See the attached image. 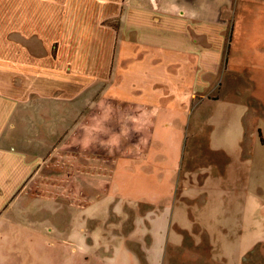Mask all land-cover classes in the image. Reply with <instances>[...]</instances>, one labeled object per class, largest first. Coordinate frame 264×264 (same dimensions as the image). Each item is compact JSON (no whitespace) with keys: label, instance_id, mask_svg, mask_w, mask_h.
Returning a JSON list of instances; mask_svg holds the SVG:
<instances>
[{"label":"crops","instance_id":"crops-1","mask_svg":"<svg viewBox=\"0 0 264 264\" xmlns=\"http://www.w3.org/2000/svg\"><path fill=\"white\" fill-rule=\"evenodd\" d=\"M223 62L237 63L242 89L264 86V0H0V264H23L14 248L24 237L10 226L18 230L24 219L12 203L70 139H88L91 150L72 158L73 180L87 181L82 204L74 202L75 227L92 225L104 237L122 226L143 184L150 185L143 211L151 213L172 182L166 155L176 145L180 154L168 131L174 108L194 103L183 93H195L197 80L213 79ZM134 105L151 107L136 114ZM114 135L150 136L152 145L112 146ZM153 233L149 255L134 251L146 264L160 259L164 234Z\"/></svg>","mask_w":264,"mask_h":264},{"label":"rangeland","instance_id":"rangeland-1","mask_svg":"<svg viewBox=\"0 0 264 264\" xmlns=\"http://www.w3.org/2000/svg\"><path fill=\"white\" fill-rule=\"evenodd\" d=\"M218 65L220 72H213V79L206 83L198 79L195 93H183L190 101L193 94L194 103L174 108L176 115L171 116L168 131L179 142L180 154H175L176 145L166 155L175 167L169 171L172 182H168L166 196L152 203L151 213L143 211V202L150 197L145 192L150 185L143 184V193L132 197L134 212H122V226L111 225L104 237L96 236L92 225L75 227L73 217L81 206L74 202L79 199L77 204H82L80 198L84 197L79 194L87 181L73 180L71 172L77 164L72 158L91 151L88 139L81 144L70 139L53 158L48 159V154L42 165L45 172L40 170L42 175L31 179L28 192L12 203L24 219L16 224L19 231L10 226L11 233L24 237V243L14 248L23 264H146L137 253L150 254L157 229L165 236L160 237L161 248L156 249L160 259L154 264H264V98L260 97L264 86L252 93L246 84L242 89L243 84L237 82V63ZM145 107L151 106L134 105L132 109L136 114L149 112ZM146 123L150 130L153 122ZM152 139L114 135L110 142L147 150ZM160 155L154 160L160 162ZM140 156L145 159L147 153ZM142 161L139 159L140 166ZM72 189L78 195H69ZM107 216L101 215V221L108 220ZM230 218L234 224L225 237L222 227Z\"/></svg>","mask_w":264,"mask_h":264}]
</instances>
